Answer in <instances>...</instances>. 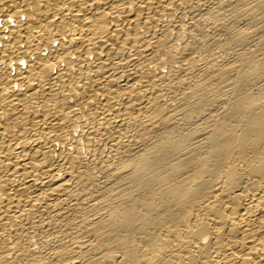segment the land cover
Wrapping results in <instances>:
<instances>
[{
	"label": "bare ground",
	"instance_id": "6f19581e",
	"mask_svg": "<svg viewBox=\"0 0 264 264\" xmlns=\"http://www.w3.org/2000/svg\"><path fill=\"white\" fill-rule=\"evenodd\" d=\"M0 264H264V0H0Z\"/></svg>",
	"mask_w": 264,
	"mask_h": 264
}]
</instances>
